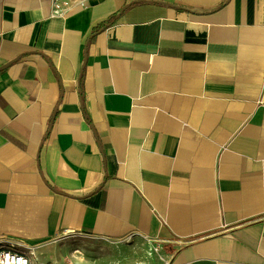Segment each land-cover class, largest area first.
<instances>
[{
  "label": "crops",
  "instance_id": "0c3cea01",
  "mask_svg": "<svg viewBox=\"0 0 264 264\" xmlns=\"http://www.w3.org/2000/svg\"><path fill=\"white\" fill-rule=\"evenodd\" d=\"M62 234L264 264V0H0V237Z\"/></svg>",
  "mask_w": 264,
  "mask_h": 264
},
{
  "label": "rangeland",
  "instance_id": "374dc122",
  "mask_svg": "<svg viewBox=\"0 0 264 264\" xmlns=\"http://www.w3.org/2000/svg\"><path fill=\"white\" fill-rule=\"evenodd\" d=\"M141 240L148 248L147 260L144 264H164L165 257L160 249L154 244H149L144 239H128L121 242L119 247L115 244L75 234H62L55 239L54 244L60 249L58 259H53V264H124L126 257L124 251L120 248L122 245H127L131 242ZM80 251L84 261L80 262L74 258L72 252ZM79 255V254H78ZM143 262V261H142ZM142 264V263H141Z\"/></svg>",
  "mask_w": 264,
  "mask_h": 264
},
{
  "label": "built area",
  "instance_id": "2783aa9c",
  "mask_svg": "<svg viewBox=\"0 0 264 264\" xmlns=\"http://www.w3.org/2000/svg\"><path fill=\"white\" fill-rule=\"evenodd\" d=\"M52 13L63 16L71 7V0H51ZM19 240L11 237H0V264H52L35 260L34 253L25 249Z\"/></svg>",
  "mask_w": 264,
  "mask_h": 264
},
{
  "label": "bare ground",
  "instance_id": "6f19581e",
  "mask_svg": "<svg viewBox=\"0 0 264 264\" xmlns=\"http://www.w3.org/2000/svg\"><path fill=\"white\" fill-rule=\"evenodd\" d=\"M78 254H79V255H78ZM72 255H73V257L78 258L79 260H83V259L80 257V256H81V253H80V251H78V250L72 252Z\"/></svg>",
  "mask_w": 264,
  "mask_h": 264
},
{
  "label": "water",
  "instance_id": "95a60500",
  "mask_svg": "<svg viewBox=\"0 0 264 264\" xmlns=\"http://www.w3.org/2000/svg\"><path fill=\"white\" fill-rule=\"evenodd\" d=\"M2 68V67H1Z\"/></svg>",
  "mask_w": 264,
  "mask_h": 264
}]
</instances>
